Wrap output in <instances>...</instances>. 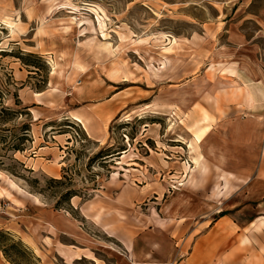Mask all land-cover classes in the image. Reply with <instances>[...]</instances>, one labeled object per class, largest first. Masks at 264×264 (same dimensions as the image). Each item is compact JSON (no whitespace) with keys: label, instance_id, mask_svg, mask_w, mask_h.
Segmentation results:
<instances>
[{"label":"rangeland","instance_id":"374dc122","mask_svg":"<svg viewBox=\"0 0 264 264\" xmlns=\"http://www.w3.org/2000/svg\"><path fill=\"white\" fill-rule=\"evenodd\" d=\"M247 11L0 0V109L32 114L0 119V264H183L201 237L217 264H264V94L241 86L264 87V25ZM105 146L126 150L104 164Z\"/></svg>","mask_w":264,"mask_h":264},{"label":"crops","instance_id":"0c3cea01","mask_svg":"<svg viewBox=\"0 0 264 264\" xmlns=\"http://www.w3.org/2000/svg\"><path fill=\"white\" fill-rule=\"evenodd\" d=\"M246 6L248 7V20L251 22H255L257 25L261 26L264 25V7L262 10L256 9L255 1L254 0H244ZM263 31V30H262ZM253 84V87L250 84ZM256 82L244 81L241 86H244L245 93L247 94L248 100L251 104L255 105L258 102V92H262L264 94V87L262 88L258 85L255 86ZM261 85V82H259ZM258 87V88H257ZM37 95H41L42 92H37ZM76 120L81 122L85 126V122L83 119L77 117ZM198 142L201 141V138L198 137ZM263 155H264V148H263ZM204 157L202 156V159ZM199 163L200 166L203 165V160ZM195 167H200L199 165L193 164ZM262 172L264 173L263 169ZM261 172V173H262ZM230 218V217H229ZM219 242L215 240L205 241L203 237L198 238L192 247L191 252L188 256H186L183 264H217L218 261V253H219Z\"/></svg>","mask_w":264,"mask_h":264},{"label":"trees","instance_id":"16d2710c","mask_svg":"<svg viewBox=\"0 0 264 264\" xmlns=\"http://www.w3.org/2000/svg\"><path fill=\"white\" fill-rule=\"evenodd\" d=\"M29 108L25 107L23 108L22 110H16V109H13L9 106H3L1 109H0V119L4 118V116H9V115H16V114H20L21 116L23 115H27V116H32L31 112L28 110ZM22 130H23V133L21 134V136L19 137L20 140H29V136H30V133H31V127H30V124H27V123H24L23 126H22ZM10 146H12L14 149L16 150H24L23 148H20V146H18L17 144H11ZM126 150L125 148H121V149H117V147H114V146H105L104 148H102L97 154H96V157L98 158H102L101 160L103 161L102 163L106 164V163H109V161L120 155V153L122 151ZM64 177L65 174H64ZM59 182H61V180H58ZM75 195V190H68L65 194V196H74ZM223 215V214H222ZM0 235H5L4 232H0ZM1 246L0 247H3L2 244H0ZM20 246L19 243L17 242H13L12 244H10L9 246V250L11 249H14V250H18L17 248ZM5 247V246H4ZM6 257H10V254L8 253V249L7 248H2ZM26 253V251L24 252Z\"/></svg>","mask_w":264,"mask_h":264},{"label":"bare ground","instance_id":"6f19581e","mask_svg":"<svg viewBox=\"0 0 264 264\" xmlns=\"http://www.w3.org/2000/svg\"><path fill=\"white\" fill-rule=\"evenodd\" d=\"M7 23H8V24H6V25H9V27H10V26H11V27H14L13 24H12L11 22H7ZM11 27H10V28H11ZM196 159H197V158H196ZM196 159H195V160H196ZM195 162H196V164H197V163H198V160H196Z\"/></svg>","mask_w":264,"mask_h":264}]
</instances>
